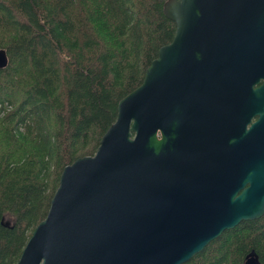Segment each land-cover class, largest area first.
Instances as JSON below:
<instances>
[{
	"label": "water",
	"instance_id": "water-1",
	"mask_svg": "<svg viewBox=\"0 0 264 264\" xmlns=\"http://www.w3.org/2000/svg\"><path fill=\"white\" fill-rule=\"evenodd\" d=\"M162 11L171 41L94 153L62 168L15 264H182L264 213V0H166ZM242 101L250 109L231 122Z\"/></svg>",
	"mask_w": 264,
	"mask_h": 264
},
{
	"label": "trees",
	"instance_id": "trees-1",
	"mask_svg": "<svg viewBox=\"0 0 264 264\" xmlns=\"http://www.w3.org/2000/svg\"><path fill=\"white\" fill-rule=\"evenodd\" d=\"M165 1L0 0V264H15L62 168L94 153L171 41ZM250 251L264 264V213L182 264H242Z\"/></svg>",
	"mask_w": 264,
	"mask_h": 264
},
{
	"label": "bare ground",
	"instance_id": "bare-ground-1",
	"mask_svg": "<svg viewBox=\"0 0 264 264\" xmlns=\"http://www.w3.org/2000/svg\"><path fill=\"white\" fill-rule=\"evenodd\" d=\"M234 105H235V107H234V109L232 111V115L230 117L231 118V122L240 120L242 118V116H243L242 114L246 113L250 109L249 104L246 103V102H243V101L240 104L237 103V104H234Z\"/></svg>",
	"mask_w": 264,
	"mask_h": 264
},
{
	"label": "flooded vegetation",
	"instance_id": "flooded-vegetation-1",
	"mask_svg": "<svg viewBox=\"0 0 264 264\" xmlns=\"http://www.w3.org/2000/svg\"><path fill=\"white\" fill-rule=\"evenodd\" d=\"M255 119H256V117H253V118H251V121H250V122H253V121H255Z\"/></svg>",
	"mask_w": 264,
	"mask_h": 264
}]
</instances>
